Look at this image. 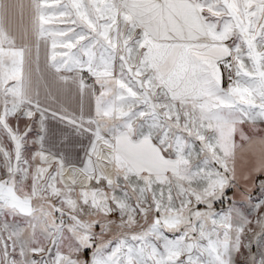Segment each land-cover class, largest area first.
I'll list each match as a JSON object with an SVG mask.
<instances>
[{
  "label": "snow or ice",
  "instance_id": "obj_1",
  "mask_svg": "<svg viewBox=\"0 0 264 264\" xmlns=\"http://www.w3.org/2000/svg\"><path fill=\"white\" fill-rule=\"evenodd\" d=\"M0 264H264V0H0Z\"/></svg>",
  "mask_w": 264,
  "mask_h": 264
}]
</instances>
